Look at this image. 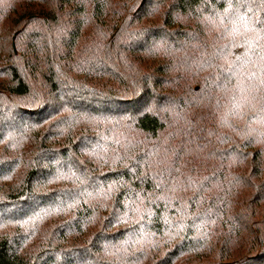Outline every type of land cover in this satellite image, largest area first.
I'll return each instance as SVG.
<instances>
[{"label": "trees", "instance_id": "1", "mask_svg": "<svg viewBox=\"0 0 264 264\" xmlns=\"http://www.w3.org/2000/svg\"><path fill=\"white\" fill-rule=\"evenodd\" d=\"M0 264H264V0H0Z\"/></svg>", "mask_w": 264, "mask_h": 264}]
</instances>
